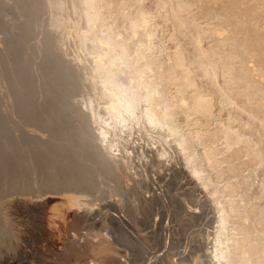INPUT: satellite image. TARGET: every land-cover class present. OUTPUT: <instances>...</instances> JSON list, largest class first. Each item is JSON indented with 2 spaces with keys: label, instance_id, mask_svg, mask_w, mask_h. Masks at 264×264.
<instances>
[{
  "label": "bare ground",
  "instance_id": "obj_1",
  "mask_svg": "<svg viewBox=\"0 0 264 264\" xmlns=\"http://www.w3.org/2000/svg\"><path fill=\"white\" fill-rule=\"evenodd\" d=\"M11 1L0 264H264V0Z\"/></svg>",
  "mask_w": 264,
  "mask_h": 264
},
{
  "label": "rangeland",
  "instance_id": "obj_2",
  "mask_svg": "<svg viewBox=\"0 0 264 264\" xmlns=\"http://www.w3.org/2000/svg\"><path fill=\"white\" fill-rule=\"evenodd\" d=\"M0 1H1V0H0ZM3 1H7V0H3ZM10 1H11V0H10ZM12 2H13V1L8 2V3H9L8 5H9L10 7H8V5H7V6H5V8H4V9H5L4 11H7V10H6V7H8V8H7V9H8L7 12L9 13V11L11 10V11H10V13L12 12L11 14H8V16H7V12H3V11H2V13L0 12L1 15H2L3 13H6V14H3L5 18H3V16L0 15V22L3 21V23H0V25L2 24L0 27L3 26L1 32H3L4 30H6L7 27H8V29H11V28H12L10 32H11V34L13 35V31H12V30H15V29L19 28V29H17V30H19L18 33H19L20 36L18 35V33H17V34L15 33L16 30H15V32H14L15 34H14L13 36L10 35V34H9V30L7 29V31H5L6 33H5V32L2 33V34H7V33L9 34V37H8V34H7V36L5 37V38H6V41H5L4 39H3V41H2V42L5 41L4 44L7 42V45L11 44L10 42H12V41H13V44H14V42H17L16 40H18V42H20L21 40L25 41L23 38H25V39L27 40V39L30 38V37L33 35V33L36 32V30H37V28H36L35 26H34L35 28H33L32 24H31V26H28V25H30L29 22H28V20H29L28 18H25L27 22H26V21H23V20H25V19L22 18V17H24V16H23V10H22V12H21V8H20V10H19V7H18V6H15V3H12ZM12 4H14V5H12ZM11 5H12V6H11ZM11 7H12V8H11ZM16 7H17V9H16ZM10 8H11V9H10ZM9 9H10V10H9ZM15 9H16V10H15ZM12 10H13V11H12ZM14 10H15V11H14ZM17 10L19 11V13H18ZM16 11H17V12H16ZM15 12H16V13H15ZM13 13H14V14H13ZM19 14H20V15H19ZM11 15H13L14 18H15L16 16H17L19 19L21 18V20H22V21H20L21 25H20L19 23H18V25L16 24V23H17L16 21L19 22V19H17L15 22H13V20H15L17 17H16L15 19L11 20L12 17H13V16L11 17ZM6 16H7V18H6ZM8 17H10L11 19L8 18ZM4 19H5V20H4ZM7 19L11 20V21L13 22L14 25L12 24V22H10V21L7 20ZM4 21H5V23H4ZM27 23H28V24H27ZM10 24H12V26H14V27H12V26L9 27ZM25 24H26V25H25ZM7 25H8V26H7ZM16 25H17V28H16ZM19 25H20V26H19ZM21 26H23V28H26V30H29L28 28H30L31 30H34V31H31V32L29 31V32L26 34V33H24V32H27V31L24 30V29H21V28H20ZM27 26H28V28H27ZM31 27H32L33 29H32ZM4 28H6V29H4ZM0 30H1V28H0ZM22 30H23V32H22ZM1 32H0V33H1ZM21 33H23L24 35H27L26 37H28V38L24 37L23 34L21 35ZM29 33H31L32 35H31V34L29 35ZM16 35H17V36H16ZM10 36H11V37H10ZM29 36H30V37H29ZM12 37H13L14 39L16 38L15 41H14V39H13ZM17 37H20V38L17 39ZM10 38H12V41H11ZM19 39H20V41H19ZM8 40H9V41H8ZM23 41H21L22 43H19V44L24 45ZM36 42L40 43L38 40H37ZM4 44H2V45L0 44V46H3ZM35 44H36V43H35ZM5 45H6V44H5ZM22 45H19V46L17 45V46L19 47V48H17V51H18V52L16 51V52L18 53L17 55L15 54V52H14V54H11V55H13V57H14V55H15L16 59H17V56L19 57L20 54L24 55V53H25V52H23V50H24V49L26 50V48H24ZM38 45H39V47L41 46V44H36L37 47H38ZM23 48H24V49H23ZM19 49H20L21 51H20ZM22 49H23V50H22ZM25 50H24V51H25ZM19 52H22V53H19ZM30 54H31V52L28 54V56H29ZM11 55H10V59L14 60L15 57L13 58V57H11ZM20 56H21V55H20ZM31 57H33V55H31L30 58L27 57V58H28V61H27L26 63H27V64L29 63V66H32L31 62H33L34 59H35V57H33V58H32L33 61H32ZM16 59H15V60H16ZM29 61H30V62H29ZM46 62H47V61L45 60V62L43 63V65L46 64ZM44 67H45V68H44ZM44 67L42 68V69L44 70V72H42V71H41L42 69H40L38 72L36 71V72L33 73V74L35 75V76L33 75V76H34V77H33L34 79L36 78V75H37V78H39V79H42L43 76H44V77L48 76V75H44V74H45V73L47 74V72H48V74H49V70L46 68V66H44ZM45 69H46L47 71H45ZM36 73H37V74H36ZM39 74H40V75H39ZM41 74H42V75H41ZM38 76H39V77H38ZM35 80H38V79H35ZM53 82H54V80H50V81H48V84H47V85L50 86V87H48L49 89H47V85L45 84V85H46V86H45V90H46L47 92H48V90H49V91L52 90L51 88L55 89V90H52V91H53L52 94H53V93L55 94L54 96L48 94V96L51 97V98L56 97V96L58 95L57 93H59V90H58V89L56 88V86H55L56 83H55V82L53 83ZM51 83H52V84H51ZM51 85H53L55 88H54V87H51ZM56 89H57L58 92L56 91ZM55 91H56V92H55ZM50 93H51V91H50ZM51 98H49V102H53V101H51V100H53V99L55 100V98H53V99H51ZM78 99H80V98L78 97L77 100H76V99H75V100H76V101H79ZM196 195H198V194H196Z\"/></svg>",
  "mask_w": 264,
  "mask_h": 264
}]
</instances>
